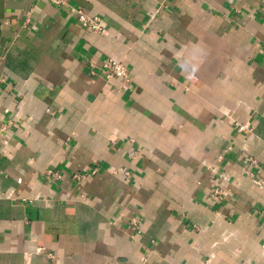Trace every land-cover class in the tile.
<instances>
[{"label": "crops", "instance_id": "1", "mask_svg": "<svg viewBox=\"0 0 264 264\" xmlns=\"http://www.w3.org/2000/svg\"><path fill=\"white\" fill-rule=\"evenodd\" d=\"M0 264H264V0H0Z\"/></svg>", "mask_w": 264, "mask_h": 264}, {"label": "built area", "instance_id": "2", "mask_svg": "<svg viewBox=\"0 0 264 264\" xmlns=\"http://www.w3.org/2000/svg\"><path fill=\"white\" fill-rule=\"evenodd\" d=\"M49 1L55 5H64L67 4L69 0H49ZM73 11L76 13L77 20L79 21V23L85 28L94 31L99 35L108 34V31L103 24L102 18L99 15L86 12L80 7L73 8ZM104 70L106 77L108 79L119 78L123 81L124 85L126 86H128L129 82L131 81V75L128 68L124 65V63L120 61L114 59H110L106 61L104 63ZM10 124L11 122L4 124L1 130L5 131L7 129V126H9ZM235 125L238 127L237 129L239 131H247L248 129L250 130V127L243 123L235 122ZM126 173L127 175H129L128 172ZM54 174L55 173L53 172L52 169H49L47 171V175H54ZM57 176L60 177V175ZM213 193L218 198H221L223 195L222 191H220V189L218 188H216Z\"/></svg>", "mask_w": 264, "mask_h": 264}]
</instances>
